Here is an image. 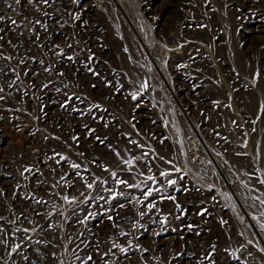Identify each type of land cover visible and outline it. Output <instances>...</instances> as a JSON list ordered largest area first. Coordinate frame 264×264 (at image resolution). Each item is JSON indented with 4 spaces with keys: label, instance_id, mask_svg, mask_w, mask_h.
I'll use <instances>...</instances> for the list:
<instances>
[{
    "label": "rangeland",
    "instance_id": "1",
    "mask_svg": "<svg viewBox=\"0 0 264 264\" xmlns=\"http://www.w3.org/2000/svg\"><path fill=\"white\" fill-rule=\"evenodd\" d=\"M0 18V264H264V0Z\"/></svg>",
    "mask_w": 264,
    "mask_h": 264
},
{
    "label": "snow or ice",
    "instance_id": "2",
    "mask_svg": "<svg viewBox=\"0 0 264 264\" xmlns=\"http://www.w3.org/2000/svg\"><path fill=\"white\" fill-rule=\"evenodd\" d=\"M44 2L46 3L47 0H44ZM16 3L17 4L20 3V0H16ZM9 7H11V5H9ZM0 19H2V18H0ZM13 23H14V21H13ZM0 91H2V89H0ZM133 98H135V96ZM73 167H79V165H73ZM88 187H91V185H88ZM150 194L151 193H148V195H150ZM121 250L124 251V249H121ZM89 259H91V258H89Z\"/></svg>",
    "mask_w": 264,
    "mask_h": 264
}]
</instances>
